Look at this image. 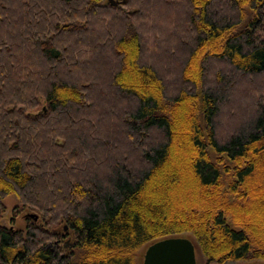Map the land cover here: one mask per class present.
Segmentation results:
<instances>
[{
    "label": "trees",
    "instance_id": "trees-1",
    "mask_svg": "<svg viewBox=\"0 0 264 264\" xmlns=\"http://www.w3.org/2000/svg\"><path fill=\"white\" fill-rule=\"evenodd\" d=\"M10 194L38 217L0 224V264H141L183 233L264 260V0H0Z\"/></svg>",
    "mask_w": 264,
    "mask_h": 264
},
{
    "label": "rangeland",
    "instance_id": "rangeland-1",
    "mask_svg": "<svg viewBox=\"0 0 264 264\" xmlns=\"http://www.w3.org/2000/svg\"><path fill=\"white\" fill-rule=\"evenodd\" d=\"M104 1H107V0H104ZM108 1L113 2L112 4L115 3L117 5V4H121L125 0H108ZM2 205H3V208L0 211V224H2V225L9 224V221L12 219V220H14L13 221L14 226L16 228H21L24 225V220H23L24 215H28V218L32 217L33 221H35L38 217L37 214L34 213V211H26L25 209H19V207H20L19 200L12 194L5 195L2 198ZM50 223H51L50 225H52V222H50ZM65 228L66 227L64 226V224L59 223L53 229L55 230L56 233L59 234L60 243L63 246L68 247L72 244L71 242L73 240V236H72L71 232L69 230H66ZM181 235L187 237L194 244V241L189 234L183 233ZM145 248H146V246H143L137 253L136 258H137V261L139 263H141L142 255H143ZM194 249H195L194 252H195L196 264H219V263H215V262L205 263V260L202 258V256L198 252L196 246ZM220 264H264V260L254 259V260L226 261V262L220 263Z\"/></svg>",
    "mask_w": 264,
    "mask_h": 264
},
{
    "label": "water",
    "instance_id": "water-1",
    "mask_svg": "<svg viewBox=\"0 0 264 264\" xmlns=\"http://www.w3.org/2000/svg\"><path fill=\"white\" fill-rule=\"evenodd\" d=\"M141 264H196L193 243L184 236L153 241L144 249Z\"/></svg>",
    "mask_w": 264,
    "mask_h": 264
}]
</instances>
